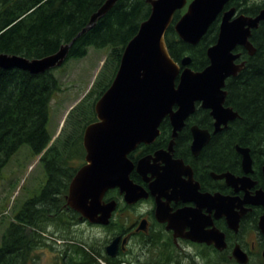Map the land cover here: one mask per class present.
I'll return each instance as SVG.
<instances>
[{
    "label": "trees",
    "instance_id": "trees-1",
    "mask_svg": "<svg viewBox=\"0 0 264 264\" xmlns=\"http://www.w3.org/2000/svg\"><path fill=\"white\" fill-rule=\"evenodd\" d=\"M190 1V0H188ZM105 0H0V53L26 58H41L55 53L84 28L90 16ZM235 6L246 15H256L264 0H230L225 8ZM151 11L146 0H117L95 24L75 38L67 57L82 58L88 47H108V53L95 81L68 112L64 126L52 141L47 129L49 106L60 82L52 69L30 74L18 68H0V173L9 159L24 144L40 156L47 175L46 186L37 196L27 199L13 218L7 221L0 235V264H31L35 251L48 248L54 253V264H173L167 249L152 261L131 262L126 257L110 259L96 246L74 233L73 217L60 207L56 193L58 168L65 169L72 156L83 158L82 137L87 124L95 119L94 104L111 84L118 69L124 47L137 33L140 23ZM185 8L174 13L165 33L171 57L180 62L190 57L189 66L202 70L208 64L206 49L218 35L219 17L196 45L185 43L176 35L173 24ZM250 41L256 51L249 56L242 47L245 64L236 77L226 80L225 104L238 113L221 131L223 143L248 147L254 174L260 177L264 163V25L253 29ZM52 141V143H51ZM51 143V144H50ZM222 146V145H221ZM73 149V151H72ZM224 155V154H221ZM215 158V157H214ZM239 160V155H236ZM76 167H72L74 172ZM60 244L57 245V241ZM199 264H236L218 257L207 247ZM255 260L250 261L252 264ZM253 264H256L254 262ZM263 264V263H258Z\"/></svg>",
    "mask_w": 264,
    "mask_h": 264
},
{
    "label": "water",
    "instance_id": "water-1",
    "mask_svg": "<svg viewBox=\"0 0 264 264\" xmlns=\"http://www.w3.org/2000/svg\"><path fill=\"white\" fill-rule=\"evenodd\" d=\"M146 1L151 6L150 14L124 47L111 84L94 104L96 120L86 125L82 137L85 164L77 170L69 185L67 204L90 222H108L110 212L116 205L114 200L104 202L102 199L108 188L119 187L127 204L148 197V193L129 178L133 164L127 155L139 143L148 144L156 138L158 126L165 116L169 117L173 127L168 147L170 151L185 119L194 112L196 102L210 110L214 132L238 117L232 107L225 105L226 80L236 77L245 64L244 60H239L241 53L235 49L243 47L249 56H253L256 49L250 41L251 32L261 23L264 25V7L255 16H250L239 13L235 6L225 8L230 0ZM116 2L105 0L76 37L92 27ZM182 8L185 11L173 24V30L179 39L190 45L198 44L219 17L217 39L206 49L208 64L202 70H193L189 66V56L176 62L166 44V30L172 23L174 13ZM76 37L55 53L41 58L29 59L17 54L0 53V68H18L36 75L59 67ZM192 133V148L199 150L208 142L209 133L197 126L192 128ZM236 150L241 156L245 175L236 177L225 173L220 177H225L232 185L245 181L247 186H252L254 181L249 176L253 172L250 149L236 145ZM148 158L139 160L137 170L143 172L140 168ZM262 174L264 176V165ZM221 202L220 215H226L228 226L237 231L239 217L229 212L224 200ZM249 202L264 206V190H258ZM162 213V204L157 201V216L164 221L163 217H159ZM178 216L197 221L190 210H180ZM206 220L200 226L190 225L191 229L184 237L223 250L227 245L224 233L215 227L205 230L204 225L211 223ZM140 228L143 229V226ZM259 228L264 233V213L260 217ZM116 241L117 238L106 246V252L112 256ZM231 257L238 264L249 262L248 255L239 244L233 247ZM262 258L264 260V250Z\"/></svg>",
    "mask_w": 264,
    "mask_h": 264
},
{
    "label": "flooded vegetation",
    "instance_id": "flooded-vegetation-1",
    "mask_svg": "<svg viewBox=\"0 0 264 264\" xmlns=\"http://www.w3.org/2000/svg\"><path fill=\"white\" fill-rule=\"evenodd\" d=\"M239 60L243 59L240 57ZM95 120L96 115L93 121ZM194 126L209 133L208 142L199 150L192 148ZM226 127L214 132V119L210 110L202 108L200 103L196 102L194 112L185 119L170 151L168 147L173 127L169 117L165 116L158 126L156 138L148 144L139 143L127 155L133 164L129 178L143 188L148 197L141 198L134 204H127L119 187L108 188L102 199L104 202L114 200L116 205L106 224L90 222L67 204L70 182L77 170L85 164L83 148L80 165L58 168L56 193L60 207L71 214L74 225L85 224L91 228H101L107 233L105 244L100 247V251L112 260L126 257L131 262L138 263L152 247V258L170 251L174 254L173 264H199V260L203 259V249L207 247L218 257H225L236 263L231 257V252L233 247L239 244L248 255L249 262L255 260L264 264V233L259 228L264 206L249 202L258 190H264V163L260 167V177L254 174V168L249 175L254 181L252 186H247L245 181L232 185L225 177H220L225 173L236 177L245 175L241 167V156L236 150L237 144H222L218 139ZM156 153H159L158 156ZM237 154L239 160L236 158ZM144 157L149 158L140 168L143 172H140L137 170V164ZM72 167H76L74 172L71 171ZM204 194L209 195L201 197ZM221 200L228 205L232 215L239 217L237 231L228 226L226 215H220ZM157 201L162 204L163 213L159 214V217H163L164 221L159 220L157 216ZM180 210H190L197 221L179 218ZM205 220L211 222L204 225L205 230L215 227L224 233L227 245L223 250L216 249L212 244L184 237L190 231V225L200 226ZM141 225L143 229L140 228ZM115 238L116 248L112 256L106 252V246ZM165 249L167 251L162 253Z\"/></svg>",
    "mask_w": 264,
    "mask_h": 264
},
{
    "label": "rangeland",
    "instance_id": "rangeland-1",
    "mask_svg": "<svg viewBox=\"0 0 264 264\" xmlns=\"http://www.w3.org/2000/svg\"><path fill=\"white\" fill-rule=\"evenodd\" d=\"M108 50V47L95 48L89 46L88 52L84 57L71 58L61 66L51 70L60 82V90L54 93L49 106L47 129L50 136H52V141L56 139L64 126L70 109L92 87ZM80 164L81 160L75 156H72L68 161L69 166ZM46 180L45 166L40 161V156L34 155L29 145H22L9 159L0 173V235L7 221L13 218L21 205L27 199L39 195L44 190ZM71 227L74 233L82 239L89 242L96 241L95 244L98 247L105 244L104 240L107 233L103 229L91 228L85 224ZM56 243L58 245L60 241L58 240ZM152 259L151 247L142 262L152 261ZM54 260L55 256L51 250L41 248L35 251L34 262L31 264H54Z\"/></svg>",
    "mask_w": 264,
    "mask_h": 264
},
{
    "label": "built area",
    "instance_id": "built-area-1",
    "mask_svg": "<svg viewBox=\"0 0 264 264\" xmlns=\"http://www.w3.org/2000/svg\"><path fill=\"white\" fill-rule=\"evenodd\" d=\"M121 264H125V263H121Z\"/></svg>",
    "mask_w": 264,
    "mask_h": 264
}]
</instances>
